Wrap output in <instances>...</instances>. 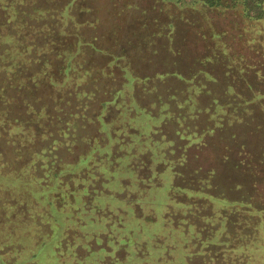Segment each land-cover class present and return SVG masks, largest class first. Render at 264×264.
<instances>
[{"label":"rangeland","instance_id":"obj_1","mask_svg":"<svg viewBox=\"0 0 264 264\" xmlns=\"http://www.w3.org/2000/svg\"><path fill=\"white\" fill-rule=\"evenodd\" d=\"M36 1L40 0H0V108L13 107L25 114L15 123V118L0 115V132L11 134L9 143L0 144L9 148L7 159L18 165L21 173L20 177L0 173V255L8 263L141 264L143 245H110L122 231L118 223L123 222L119 215L123 206L112 204L118 216L100 220L99 214L113 210L102 204L95 215L91 197L82 195H92L96 177L92 180L90 174L98 170L97 178L105 183L101 184L105 190L112 180H118L117 186L110 184L116 189L140 175L137 168L128 175L126 166L132 163L122 162L127 143L129 159H140V144L148 159L164 158L163 163L185 158L195 175L187 178L193 181L192 187L205 181L210 185L208 195L218 193L244 202L242 207L236 203L230 208L235 216L229 215L228 220L240 222L242 228L256 221L264 225V16L250 25L242 6L208 7L201 0H41L49 5L42 3L39 9ZM82 8L89 13H80ZM21 18L29 21V27L21 25L16 32L32 34L29 39L51 32L48 28L52 25L38 26L37 22L54 21L51 28L58 33L81 29L86 37L96 36L100 47L125 49L140 58L135 65L140 67V76L149 79L140 85L139 93L123 86L118 105L114 98V107L106 108L110 118L103 121V127L95 118L104 111L101 103L110 101L121 86L119 77L113 82L117 71H98L104 54L89 50L75 59V64L84 60V65L80 64L83 74L71 71L61 75L59 59L50 53L53 47L45 46L40 38L34 49H26V42L23 47L5 43L3 24L9 27L10 36ZM74 19L88 20L91 25L81 28L73 24ZM63 38L57 37L60 45H64ZM136 43H140V56ZM129 101L140 108L147 101L152 115H158L162 132L152 134L150 147L144 146L139 131L123 134L128 123L131 130L140 126L137 110L131 104L127 109ZM119 107L125 108L117 111ZM122 112L131 116L128 123ZM109 141L113 143L109 150L93 152L96 144L102 143L103 148ZM19 143L34 146L39 155L23 151V161H17L11 146ZM58 145L61 147L55 149ZM105 151L119 160L113 165L115 174L108 172L106 160L111 157L105 160ZM89 154H93L91 159ZM84 157V165H78ZM158 168L166 169L163 165ZM196 203L209 214L217 208L205 199ZM239 213L241 219L237 220ZM128 216L129 229L134 228L132 233L139 241L138 222L132 214ZM238 230L249 235L245 233L248 229ZM32 252L34 260L28 256Z\"/></svg>","mask_w":264,"mask_h":264},{"label":"trees","instance_id":"obj_2","mask_svg":"<svg viewBox=\"0 0 264 264\" xmlns=\"http://www.w3.org/2000/svg\"><path fill=\"white\" fill-rule=\"evenodd\" d=\"M162 1H168V0H162ZM201 1L208 7L224 8V7H232V6L240 5L242 6V9H244V15L246 16V21L250 25L251 23H255L256 20L262 19L264 16V8H263L264 0H201ZM42 3H44V5L45 4L49 5L46 3V1L42 2L41 0L36 1L34 5H36V7H38L39 9ZM80 13H83L84 15L86 13H89V11L82 8L80 10ZM19 20L20 21H18L19 23L18 28L14 27L12 29L10 36L8 35L9 27L7 28L6 24H3L5 25V29L7 30L5 36L3 37V39L5 38V43L10 45L9 43L13 44L15 42L19 44L20 47H23L25 46L23 42H26V46H25L26 49H30V47L34 49L37 47V44L41 42V40H43L42 43L45 46L53 47L50 53L55 54L57 59H59L57 69L60 70L61 75L68 74L71 71L73 73L81 72L83 74L82 72L83 69H80L81 68L80 64H83L84 60L80 59L78 61H81L82 63L80 62L79 64V62H76L75 64L76 57L77 56L80 57V54L83 51L85 52V51L93 50L95 52L101 53L102 55L104 54L105 60L103 62V66H101L100 69H98V71L101 70L109 71V69H111V71L113 72L114 70H116L117 75L116 78L113 80V82H115V80H117V77H119L121 86L114 92L115 96L113 95L114 97L111 98L110 101L108 102L103 101L101 103L102 107L100 109L104 111H100L95 119L97 121L99 120L98 122L103 127H106L105 126L106 123L103 121L106 120L108 117L110 118V114H109L110 112L107 111L106 108L110 107V109H112L114 105H118L119 96L123 89V86L130 89L132 88L133 91L136 90L137 93H139L140 85L144 86L145 81L149 79V77L147 76L145 78L140 76V67L135 65L138 64V60L140 58L135 59L133 56H131L129 52L126 53L127 51L125 49H123V51H114L113 48L109 49L108 48L109 46L100 47L97 43L96 36L92 38L91 35H88L86 37L87 35L86 32H84L83 34V30L81 29L80 30L74 29L73 32H67V33L65 32L66 30H63L62 32L58 33L56 29L51 28L53 25H55L53 23L54 21L51 22V21L40 20L39 22H37L38 26L39 25L45 26L48 24L52 25L50 27L49 26L47 27H49L48 29L51 30V32L49 33H52L53 31L54 32L52 34L48 33L47 36H43L42 38H40L37 35L35 38L29 39V36L32 34L27 35L25 34V32H21V31L20 33L16 32V29H20L22 26L29 27L28 24L29 21L24 20V18H21ZM73 24L81 28H84L86 25L90 23L88 22V20L77 22L74 19ZM0 26H2L1 23ZM57 37L59 38L65 37L63 38L64 45L63 44L60 45V43L57 40ZM31 40L32 41L35 40L34 42L36 44L35 43L29 44V41ZM47 40L49 41L50 44L47 43ZM137 40H140V38L138 37ZM70 41H71V46L68 45ZM65 44L67 45L66 47ZM136 44L140 56V43H136ZM2 51L5 52L6 49ZM122 57L123 58L126 57L125 58L126 60L124 59L125 60L124 61ZM109 77L111 76L109 75ZM189 97L193 100L192 95H189ZM114 98L117 100V102H115L113 105V102L115 101ZM131 100H134V98H131ZM158 103L161 104L163 102L161 100H158ZM130 104L133 105V109H135V111L137 110L138 112L136 113L135 118L140 119L141 127L138 125L137 130L136 129L131 130V128L128 126L129 123L127 120L131 116L128 114V112H125L127 113V115H125V113L122 112L123 118H126L127 120L126 122L128 123V125L124 127V130L126 131L123 134L125 133L136 134V132L139 131L137 133L140 134V137L142 138L144 137L143 138L144 139L143 143H145L144 146L146 148L148 146L150 147L153 145V140H154L152 134L156 135V133L157 134L160 133L158 131L162 132V125L160 124V122L157 121L158 115H152V109L149 107L147 101L144 102L143 108H140V106L137 105L134 101H129L127 105V109L131 107ZM134 104H136V106H134ZM10 108H8L7 110H3L0 108V112H1L0 115L1 117H4L6 119L9 118L8 120H10V118H15L14 120L15 123L18 121L17 119H19V117L23 116L24 113L22 111L14 110L13 107ZM29 108L31 113H33L31 107ZM122 108L125 107H119L117 108L119 109L117 111H120V109ZM213 109L215 114L217 112V106L216 108L214 107ZM31 113L27 112L28 115H30ZM153 113L156 114L157 112H153ZM154 120L156 122H154ZM154 125L155 126L157 125V127H155ZM16 127L18 126L15 125L14 130L17 129ZM5 131L6 130L0 132V142L9 143L11 134ZM31 132L33 131L31 130ZM64 135L67 134L64 133ZM147 136H150L149 140ZM57 143L59 145L62 144V142H57ZM156 143L157 141L155 142V144ZM111 144H113L112 141L104 142L103 148H102V143H99L98 145L96 144L93 152L99 151L101 149L109 150V146ZM11 145L12 144H10V146ZM13 145L11 146L12 147L11 149H13L14 157L15 159H17V161H23L22 160L23 157L21 156L23 155V151H32L34 153L37 149L34 148V146L32 145L27 146V144L25 143H19ZM59 145L58 147H55V149H59L61 147ZM122 146H125V144L122 143ZM128 146L129 144L127 143L126 144L127 152H125L124 155L121 154L122 162L125 159L124 161L132 163L131 165L132 167L129 165L126 166L128 169L127 170L128 175L130 173L132 176L135 168L140 170V175L138 176L134 175L135 177L133 178V180L130 179V181H126V184L124 183L125 187L124 185H122L120 187H117L116 189H112L110 187V184L111 186L114 185L117 186L118 180H114V182L112 180V182L110 181L109 185H107L108 189L105 190L106 187H102V185L105 183L100 182L97 178V173L99 171L98 170L97 172L90 174L92 175L91 176L92 180L93 178L95 179L96 177L95 179L96 181L93 183L92 186V188L94 187V189L90 190V193H92V195H89V192L86 195H84L82 194L81 191L80 194H78L79 196L82 194L83 196L91 197L92 203L94 205L92 209L95 215H96L95 212L96 210L102 209L100 207L102 204L105 205L107 210L108 209L113 210V212L108 210L106 214L105 211H103L104 212L103 214L101 215L99 214L101 218L100 220L102 219L104 220V218L105 220H112V216L114 218L118 216L117 215L118 212L115 209V207H111L112 204H118L119 206L122 205L123 208L125 209L121 213H119V215L121 216L120 219L123 222H119L118 225H122L120 227V230L122 231L120 232V235L116 237L117 240L115 241L110 240L111 242L110 245L114 244L122 248L123 247L135 248L138 247L139 245L140 248H142L143 245L145 250L141 252L142 253V258L140 257L141 264L142 263L144 264H264V225L260 226L259 223L257 224L256 221L255 223L250 222L247 228L246 226L245 228H242L240 222H234L227 219L229 215L231 216L234 214L233 216H235V213H232L230 209L231 207H235L236 203H239L241 207L242 205H244V202L242 200H232L227 198L223 194H218V193H216L215 195L213 194L208 195L206 193V190L210 188V185H206L207 183H205V181L200 182L197 188L192 187L191 182L193 181L191 180L190 182H188L187 178L195 177V175H192L193 172H191V170L189 169L190 165L185 158L179 159L175 162L170 160L168 162H163V163L162 161L164 160V158L163 159L156 158L157 159L156 160L154 157H152L151 159H148V155H146L145 152L142 153V149H144L142 148L143 144L142 146L140 144V159L138 157L137 159H129L130 158L129 150L127 149ZM3 147L4 146L0 144V173H9L13 177L14 176L16 177L17 175L20 177L21 173L18 172V168H17L18 165L13 164L11 160L7 159L8 157L7 154L10 151L9 148L7 150ZM106 152L108 151H105V153ZM35 154L36 156L39 155L36 152ZM153 155L157 157V154H153ZM91 156L89 157L90 159L92 158ZM110 157L111 160L109 159ZM27 158H29V156H26V163L29 162V159L27 160ZM106 159L109 160L107 161ZM105 160L107 167H109L108 169L109 174L111 173L115 174L114 170H112L113 165L116 166L119 163V160L112 159V155L110 153H106ZM85 162H86V158L84 157L81 160H79L78 165L80 166L81 164L84 165L83 163ZM127 164L128 163H126V165ZM162 165L166 169L162 170L158 168V166H162ZM110 170H112L111 173ZM1 176L6 177L3 174ZM57 177L58 175L54 176V178ZM176 181H180V184L175 183ZM99 186L102 188L100 189ZM96 187H98L99 189ZM79 196L76 195L75 199ZM201 199H205L206 203L208 204L209 202L211 205H213V207L217 206L216 211L215 212L213 211L211 214H209L210 212L208 213L207 211H205L206 208L199 207L196 202ZM231 204L234 206H231ZM227 211L232 214H228ZM97 212L100 211L98 210ZM131 214L134 216L135 221L138 222V224H136L135 230H137L138 232L140 231V237H141L139 240L140 243L135 238L136 237L135 234L132 233V231H134V228L132 227L133 228L132 230L129 229V224L131 223L129 222L128 215L131 216ZM253 215L254 217H257V213ZM239 219H241L240 213L237 214V220ZM260 222H262V219L260 220ZM228 223L230 224L229 226H227ZM117 227L118 226H115V228ZM236 228L248 229V231L245 233H248L249 235L242 234L241 231H239ZM28 256L29 257L31 256L30 259L34 260L36 254L32 252ZM235 259L237 260L236 263L234 262ZM0 261L4 262L2 264H10L6 261V258L2 255H0Z\"/></svg>","mask_w":264,"mask_h":264}]
</instances>
